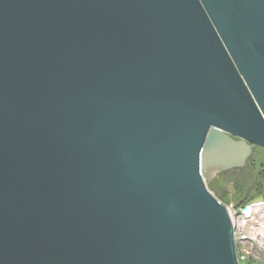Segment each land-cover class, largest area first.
<instances>
[{"label": "water", "instance_id": "obj_1", "mask_svg": "<svg viewBox=\"0 0 264 264\" xmlns=\"http://www.w3.org/2000/svg\"><path fill=\"white\" fill-rule=\"evenodd\" d=\"M257 147L264 0H0V264H240Z\"/></svg>", "mask_w": 264, "mask_h": 264}, {"label": "built area", "instance_id": "obj_2", "mask_svg": "<svg viewBox=\"0 0 264 264\" xmlns=\"http://www.w3.org/2000/svg\"><path fill=\"white\" fill-rule=\"evenodd\" d=\"M253 213L243 215V209L229 207L235 227L237 253L240 264H264V200L250 204Z\"/></svg>", "mask_w": 264, "mask_h": 264}, {"label": "trees", "instance_id": "obj_3", "mask_svg": "<svg viewBox=\"0 0 264 264\" xmlns=\"http://www.w3.org/2000/svg\"><path fill=\"white\" fill-rule=\"evenodd\" d=\"M257 154V148L255 149V154L249 160L248 166L253 170L257 169V164L255 163V155ZM258 180L251 181L248 179L247 183L239 180L238 177L242 173L230 174L222 173L220 174L215 181L211 184V189L215 193L216 197L223 202L225 205L234 204L235 208L244 209L248 205L252 204L255 198L260 195L264 196V168L263 165L259 166ZM234 182L235 192L230 194V191L226 188L225 182L230 180ZM225 181V182H224Z\"/></svg>", "mask_w": 264, "mask_h": 264}, {"label": "rangeland", "instance_id": "obj_4", "mask_svg": "<svg viewBox=\"0 0 264 264\" xmlns=\"http://www.w3.org/2000/svg\"><path fill=\"white\" fill-rule=\"evenodd\" d=\"M255 163L257 164L256 170H253L250 166L247 165V167L242 172H240L242 174H241V176L238 177V179L242 180L243 182H246V183L248 182L247 181L248 179H250L251 181L258 180L257 174L260 172L258 168H259V166L261 167V165H263V168H264V149L263 148L257 147V154L255 155ZM240 173H238V174H240ZM231 174H235V173H231ZM234 182L235 181H233V179L230 180L229 182H225L226 188L230 191V194H232V195L235 192ZM212 183H209L210 188H211ZM259 200H264V196L258 195L255 198L254 202L259 201ZM227 206H233V208H235L233 203H231L230 205H227ZM235 209H238V208H235ZM243 264H246V263H243Z\"/></svg>", "mask_w": 264, "mask_h": 264}]
</instances>
